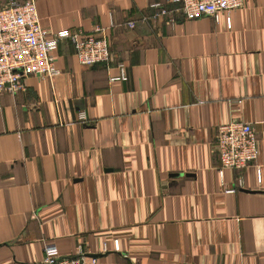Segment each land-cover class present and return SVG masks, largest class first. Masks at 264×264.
<instances>
[{
	"label": "crops",
	"instance_id": "0c3cea01",
	"mask_svg": "<svg viewBox=\"0 0 264 264\" xmlns=\"http://www.w3.org/2000/svg\"><path fill=\"white\" fill-rule=\"evenodd\" d=\"M35 4L51 32L113 22L112 59L82 66L61 41L59 76L0 96V264H39L49 244L96 264H264V0L228 27L170 0ZM235 121L259 157L220 181L216 130Z\"/></svg>",
	"mask_w": 264,
	"mask_h": 264
},
{
	"label": "built area",
	"instance_id": "2783aa9c",
	"mask_svg": "<svg viewBox=\"0 0 264 264\" xmlns=\"http://www.w3.org/2000/svg\"><path fill=\"white\" fill-rule=\"evenodd\" d=\"M0 5V96L14 95L26 88V79L30 76L46 78L49 81L59 76L55 67L54 52L61 41H68L73 47L78 63L85 67L109 65L112 54L108 45V32L114 27L110 22L106 27L95 26L88 34L69 31L51 32L41 25L35 0H4ZM180 6L184 19H200L203 16L215 22L232 10L242 8L247 0H170ZM159 8V5H154ZM159 15L168 13L159 8ZM133 28V23H126ZM119 76L112 81H127L125 65L119 64ZM83 112L78 114L79 121H85ZM214 150L220 166L217 169L220 181L224 171L241 172L252 165L259 157L258 140L252 125L235 121L221 124L216 130ZM260 181V173L258 174ZM242 176L239 175L235 188L227 190L233 194L242 188ZM114 251H118V241L114 242ZM107 252L103 246L101 253ZM44 258L39 264H96L97 259L88 256L78 247L74 257H62L54 244L43 248Z\"/></svg>",
	"mask_w": 264,
	"mask_h": 264
},
{
	"label": "trees",
	"instance_id": "16d2710c",
	"mask_svg": "<svg viewBox=\"0 0 264 264\" xmlns=\"http://www.w3.org/2000/svg\"><path fill=\"white\" fill-rule=\"evenodd\" d=\"M23 1V0H22Z\"/></svg>",
	"mask_w": 264,
	"mask_h": 264
}]
</instances>
